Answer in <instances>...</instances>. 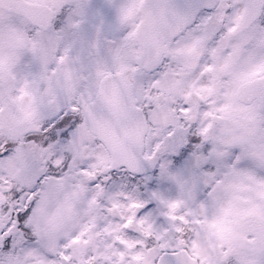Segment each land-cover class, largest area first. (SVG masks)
Instances as JSON below:
<instances>
[{
	"label": "snow or ice",
	"instance_id": "snow-or-ice-1",
	"mask_svg": "<svg viewBox=\"0 0 264 264\" xmlns=\"http://www.w3.org/2000/svg\"><path fill=\"white\" fill-rule=\"evenodd\" d=\"M0 264H264V0H0Z\"/></svg>",
	"mask_w": 264,
	"mask_h": 264
}]
</instances>
